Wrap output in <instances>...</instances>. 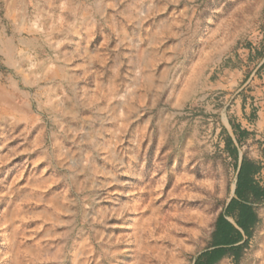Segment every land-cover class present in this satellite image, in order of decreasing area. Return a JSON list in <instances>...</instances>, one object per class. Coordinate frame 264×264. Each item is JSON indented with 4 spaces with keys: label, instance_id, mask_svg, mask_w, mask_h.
I'll return each mask as SVG.
<instances>
[{
    "label": "rangeland",
    "instance_id": "374dc122",
    "mask_svg": "<svg viewBox=\"0 0 264 264\" xmlns=\"http://www.w3.org/2000/svg\"><path fill=\"white\" fill-rule=\"evenodd\" d=\"M263 64L264 0H0V264H195L229 136L264 188Z\"/></svg>",
    "mask_w": 264,
    "mask_h": 264
},
{
    "label": "trees",
    "instance_id": "16d2710c",
    "mask_svg": "<svg viewBox=\"0 0 264 264\" xmlns=\"http://www.w3.org/2000/svg\"><path fill=\"white\" fill-rule=\"evenodd\" d=\"M261 69L264 70V64ZM257 113L258 108H253L248 121L255 122ZM232 129L238 144L249 136V132L240 125H232ZM226 142L238 169L235 197L216 221L213 246L201 253L195 264H218L227 257L239 260L259 222L254 205L264 201V188L257 180L262 168L247 158H243L239 166V151L234 140L229 136Z\"/></svg>",
    "mask_w": 264,
    "mask_h": 264
}]
</instances>
